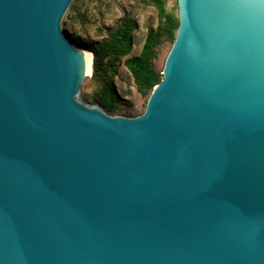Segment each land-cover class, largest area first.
Here are the masks:
<instances>
[{"label": "water", "instance_id": "obj_1", "mask_svg": "<svg viewBox=\"0 0 264 264\" xmlns=\"http://www.w3.org/2000/svg\"><path fill=\"white\" fill-rule=\"evenodd\" d=\"M73 0H0V264H264V0H176L143 112L83 103Z\"/></svg>", "mask_w": 264, "mask_h": 264}, {"label": "rangeland", "instance_id": "obj_2", "mask_svg": "<svg viewBox=\"0 0 264 264\" xmlns=\"http://www.w3.org/2000/svg\"><path fill=\"white\" fill-rule=\"evenodd\" d=\"M162 12L153 0H73L61 25L72 43L87 50L89 46L107 37L111 30L128 27L130 42L127 55L106 54L101 58L102 74L93 69L80 87L83 103L98 104L110 116L135 117L140 115L152 88L138 86L125 67L124 61L142 56L144 44L151 32L155 38L146 60L149 66L161 75L165 57L175 38L178 26L176 0H159ZM111 87V95L105 91ZM106 101V103H104Z\"/></svg>", "mask_w": 264, "mask_h": 264}, {"label": "trees", "instance_id": "obj_3", "mask_svg": "<svg viewBox=\"0 0 264 264\" xmlns=\"http://www.w3.org/2000/svg\"><path fill=\"white\" fill-rule=\"evenodd\" d=\"M154 5L162 12L161 3L159 0H153ZM130 24H125V29L111 30L106 38L100 42L94 43L89 46L82 43L89 52L93 55V69L96 74H102L101 58L106 54L127 55L129 52L130 42L128 39V27ZM155 38L150 32L147 36L146 42L143 47L142 56L138 58H130L124 61L125 67L130 71L134 82L142 88H152L156 85L161 75H158L148 64L146 55L149 52ZM111 87L105 91V97L111 95ZM106 103V101L104 102Z\"/></svg>", "mask_w": 264, "mask_h": 264}, {"label": "bare ground", "instance_id": "obj_4", "mask_svg": "<svg viewBox=\"0 0 264 264\" xmlns=\"http://www.w3.org/2000/svg\"><path fill=\"white\" fill-rule=\"evenodd\" d=\"M89 58H88V74H90V69H91V62H92V55L89 53Z\"/></svg>", "mask_w": 264, "mask_h": 264}]
</instances>
